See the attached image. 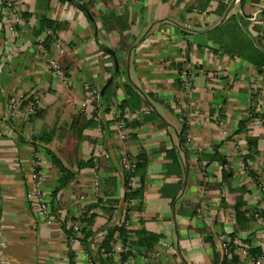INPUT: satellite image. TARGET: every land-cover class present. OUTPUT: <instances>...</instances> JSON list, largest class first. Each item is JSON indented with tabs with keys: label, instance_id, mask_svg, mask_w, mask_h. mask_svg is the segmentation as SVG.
<instances>
[{
	"label": "crops",
	"instance_id": "crops-1",
	"mask_svg": "<svg viewBox=\"0 0 264 264\" xmlns=\"http://www.w3.org/2000/svg\"><path fill=\"white\" fill-rule=\"evenodd\" d=\"M4 1L0 264H87V251L124 215L123 153L136 164L133 193L141 190L129 232L159 239L120 260L115 233L111 254L98 252L95 264H221L223 237L264 257V65L224 52L208 35L238 14L264 53V0H80L92 18L70 1L11 0L23 15L14 34ZM187 67L189 88L181 82ZM17 93L42 96L27 120L9 114ZM50 152L72 175L64 186ZM36 156L55 203L51 222L27 198ZM63 221L89 224L88 247L84 233L68 238Z\"/></svg>",
	"mask_w": 264,
	"mask_h": 264
},
{
	"label": "built area",
	"instance_id": "built-area-1",
	"mask_svg": "<svg viewBox=\"0 0 264 264\" xmlns=\"http://www.w3.org/2000/svg\"><path fill=\"white\" fill-rule=\"evenodd\" d=\"M3 9L8 14L10 18V23L8 24L9 30L14 34L16 32V26L20 24L23 20V15L20 10L15 6L14 2L11 0H6L3 2ZM49 64L53 70V73L58 77H63L64 72L62 70V66L57 59L51 58L49 60ZM194 71L187 67V69L181 72V82L186 88H189L192 84ZM90 93L92 95L97 93V89L94 86H87ZM42 105V96L40 94H29V93H17L13 94L8 100V111L12 118H23L25 120L29 119L33 116L38 108ZM122 161L126 170H128V178L126 182V194L130 196L134 190V181L135 175L134 170L136 164L131 161L129 156L126 153L122 155ZM33 187L27 191V198L33 205L36 207L39 215L46 221L51 222L54 214L52 213L50 204L46 199V194L42 188V179H43V172L41 169V158L36 156L34 161V168H33V175H32ZM134 198L128 197L125 200L124 206V215L121 221L118 223L119 227H123L126 230L130 231V221L129 217L134 214ZM64 222V221H63ZM68 228L73 229V233L68 235V238L75 242L78 241L81 235V226L79 223H73L68 225ZM119 235V231L115 232ZM115 234V235H116ZM101 238H104L102 235ZM100 238V242L101 241ZM113 245V242L111 244ZM111 246V247H112ZM128 250L127 246H124L122 249V253H126ZM221 250L225 256L231 257L232 253H243L245 254L254 264H261L263 262L264 257L261 255L254 254L251 251V247L245 245L241 241L236 240L234 243L230 241L229 238L223 237L221 239ZM107 253L108 255L111 254L110 252H106V250L99 244L93 245L89 251H87L86 262L87 264H95V254ZM120 253L118 255V259H123V254Z\"/></svg>",
	"mask_w": 264,
	"mask_h": 264
},
{
	"label": "trees",
	"instance_id": "trees-1",
	"mask_svg": "<svg viewBox=\"0 0 264 264\" xmlns=\"http://www.w3.org/2000/svg\"><path fill=\"white\" fill-rule=\"evenodd\" d=\"M62 1H70L77 5H79L89 16L90 18L93 17V14L89 8V6L80 0H62ZM264 12V11H263ZM243 21L244 18L241 15L238 14H231L226 18V20L218 25L217 27L213 28L209 31L208 35L210 39L218 44L219 48L222 49L224 52L237 54L245 59L250 60L251 62L255 63L257 66H263L264 65V53L261 52L253 38L249 35V33L243 29ZM103 49H106L107 51H110V49L106 46H102ZM43 135H47V133H43ZM42 134L39 136H36L40 138H45ZM51 159L53 162L57 165L59 168V171L62 173V178L60 179L61 186L66 185L69 181L72 175H70L69 170L66 168V166L62 163V161L54 154L51 153ZM138 165H142V161L138 159ZM129 173L126 171V182L128 178ZM141 190H138L134 193H132L128 197H138ZM137 207V205H136ZM52 208H55V203L52 202V213L54 212ZM95 217L94 215H91L88 217V220L91 221V219ZM62 226L65 228L68 235H71L73 233L72 228H68L67 223L64 221L62 222ZM89 224L85 225L81 228V233H84V236L80 239L85 247H88L89 245V238L92 236L93 233L89 232ZM119 231V236L121 237L122 243L124 246L128 247V250L126 253H124L123 258L132 255L135 251L139 252H148V249L159 239V235H155L152 233H147L144 230L137 231L136 235L137 238L135 239V236L126 230L123 227L114 226L111 227L108 231V234L105 236V240L102 244V247L106 249L107 251L111 248V241L114 238V234L116 231ZM135 234V233H134ZM231 242H235V237H232L230 239ZM251 251L254 254H258L259 250L256 248H251ZM238 261V258L236 256V253H232L231 257L223 256L221 260V264H236Z\"/></svg>",
	"mask_w": 264,
	"mask_h": 264
},
{
	"label": "water",
	"instance_id": "water-1",
	"mask_svg": "<svg viewBox=\"0 0 264 264\" xmlns=\"http://www.w3.org/2000/svg\"><path fill=\"white\" fill-rule=\"evenodd\" d=\"M110 53L112 54L114 61H115V66H116V71L119 72V64H118V60L117 57L115 55V53L113 51H110Z\"/></svg>",
	"mask_w": 264,
	"mask_h": 264
}]
</instances>
